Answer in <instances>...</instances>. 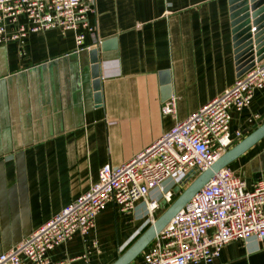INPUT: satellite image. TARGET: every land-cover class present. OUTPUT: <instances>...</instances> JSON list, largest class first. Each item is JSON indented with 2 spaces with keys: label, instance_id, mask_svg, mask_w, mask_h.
<instances>
[{
  "label": "crops",
  "instance_id": "obj_1",
  "mask_svg": "<svg viewBox=\"0 0 264 264\" xmlns=\"http://www.w3.org/2000/svg\"><path fill=\"white\" fill-rule=\"evenodd\" d=\"M94 5L89 17L96 29L81 46L74 31L58 27L30 33L23 44L0 45V254L88 191L105 164L128 162L264 61V52L255 50L241 74L249 64L237 57L229 0H173L169 9L164 0ZM20 20L29 24L25 16ZM249 25L254 35V22ZM103 42L102 105H75L68 73L82 59L86 67L88 49ZM172 98L176 115L163 112ZM231 114L234 145L264 123V88ZM227 167L252 190L264 175V137ZM177 185L166 181L129 212L108 203L87 235L77 232L48 251L51 264L72 258H78L73 264H112L164 213L169 204L161 207L163 196ZM150 200H159V207L151 210ZM153 244L131 264H141ZM212 264H264V238L229 241Z\"/></svg>",
  "mask_w": 264,
  "mask_h": 264
},
{
  "label": "built area",
  "instance_id": "obj_2",
  "mask_svg": "<svg viewBox=\"0 0 264 264\" xmlns=\"http://www.w3.org/2000/svg\"><path fill=\"white\" fill-rule=\"evenodd\" d=\"M164 1L169 9L173 0ZM95 11L94 0H0V45L10 41L23 44L30 33L58 27L63 32L74 31L81 46L86 34L96 29L89 17ZM22 16L29 24L21 22ZM259 88H264V61L248 69L223 94L177 121L128 162L105 164L99 180L88 191L1 253L0 264H51L48 251L77 232L87 235L108 203L132 211L140 199L147 200L151 190L166 181L179 184L187 175L209 168L233 143L231 110L249 106ZM163 112L176 115L175 98L164 103ZM237 136H241L240 131ZM163 198L171 204L174 191L167 190ZM159 204V200H150L149 208L155 210ZM253 235L264 238V175L249 190L246 182L226 166L157 234L141 264H212L226 243ZM77 259L60 264H73Z\"/></svg>",
  "mask_w": 264,
  "mask_h": 264
},
{
  "label": "water",
  "instance_id": "obj_3",
  "mask_svg": "<svg viewBox=\"0 0 264 264\" xmlns=\"http://www.w3.org/2000/svg\"><path fill=\"white\" fill-rule=\"evenodd\" d=\"M229 3L231 5L233 38L238 54L237 57L240 62L246 60L244 62L249 64L255 57V50H257V55H261L264 52V0H229ZM251 21L254 22L256 27L254 35L251 32L252 27L249 25ZM105 48V42L102 43L101 48H99L98 44H95L88 49L90 58L86 67H83L82 59L79 66L76 64V66L69 71V80H67L66 83L75 105H78L80 101L85 106L90 100H93L95 106L102 105L101 67L103 61L102 52ZM263 57L264 55H262L260 59ZM252 64L253 63L245 67L241 74L250 68ZM8 81H10V79H8ZM31 92L32 90L30 88L28 100L31 98ZM20 94H23L21 90ZM1 111L3 112V105L0 86V115ZM1 118H3V116H1ZM33 118L34 120L36 118V120H38L42 118V116L38 114L35 117L33 114ZM28 122H30L29 118ZM23 128L25 134H31V130L28 129V132L26 131V124L23 125ZM262 137H264V123L239 142L234 143V145L233 143L230 144L226 152L209 168L198 175L194 173L187 175L186 178L174 188V193L178 194L177 198L169 204L164 213L153 221L149 228L112 264H131L149 246L169 221L215 176L216 173L228 166L236 157ZM10 149L12 150V148ZM191 179L192 181L184 188L185 184ZM166 205L167 202L164 200L161 203V207Z\"/></svg>",
  "mask_w": 264,
  "mask_h": 264
},
{
  "label": "rangeland",
  "instance_id": "obj_4",
  "mask_svg": "<svg viewBox=\"0 0 264 264\" xmlns=\"http://www.w3.org/2000/svg\"><path fill=\"white\" fill-rule=\"evenodd\" d=\"M191 181H192V179L189 180V181L185 184L184 188H185V187H186ZM184 188H183V189H184ZM177 196H178V194H175V195H174V200L177 198Z\"/></svg>",
  "mask_w": 264,
  "mask_h": 264
}]
</instances>
